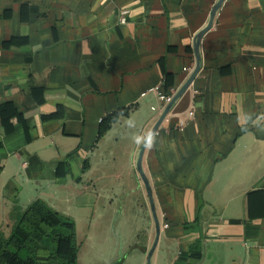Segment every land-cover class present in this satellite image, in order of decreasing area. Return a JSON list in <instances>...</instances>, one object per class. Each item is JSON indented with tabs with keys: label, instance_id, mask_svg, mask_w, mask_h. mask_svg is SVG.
Returning <instances> with one entry per match:
<instances>
[{
	"label": "crops",
	"instance_id": "obj_1",
	"mask_svg": "<svg viewBox=\"0 0 264 264\" xmlns=\"http://www.w3.org/2000/svg\"><path fill=\"white\" fill-rule=\"evenodd\" d=\"M218 1L0 0L3 234L40 200L75 222L82 247L108 242L139 181L135 138L162 116L156 97L141 96L184 87ZM200 49L199 75L143 160L156 251L168 250L167 264H264V131L251 123L264 113V0H226ZM155 231L152 220L146 255Z\"/></svg>",
	"mask_w": 264,
	"mask_h": 264
},
{
	"label": "trees",
	"instance_id": "obj_2",
	"mask_svg": "<svg viewBox=\"0 0 264 264\" xmlns=\"http://www.w3.org/2000/svg\"><path fill=\"white\" fill-rule=\"evenodd\" d=\"M14 44L17 42L9 43ZM163 89L166 95L170 94L167 86ZM10 109L14 107L6 104L1 111L4 114ZM126 114L127 110L122 109L106 117L100 126L99 139ZM57 118L59 114L45 120ZM79 251L75 222L40 200L20 213L10 237L0 230V264H79Z\"/></svg>",
	"mask_w": 264,
	"mask_h": 264
},
{
	"label": "rangeland",
	"instance_id": "obj_3",
	"mask_svg": "<svg viewBox=\"0 0 264 264\" xmlns=\"http://www.w3.org/2000/svg\"><path fill=\"white\" fill-rule=\"evenodd\" d=\"M136 171L139 174L137 167ZM130 195L118 202L121 209L118 226L117 229L111 228L106 244H104L106 239L98 236L92 237L82 247L81 241L77 239L80 247L79 264H149L148 255L153 246L147 255L144 249L154 217L150 200L146 198L148 192L140 174L139 181L134 179L132 183ZM4 235L10 237L7 232ZM169 256L168 250L159 248L155 251L150 264H167Z\"/></svg>",
	"mask_w": 264,
	"mask_h": 264
},
{
	"label": "water",
	"instance_id": "obj_4",
	"mask_svg": "<svg viewBox=\"0 0 264 264\" xmlns=\"http://www.w3.org/2000/svg\"><path fill=\"white\" fill-rule=\"evenodd\" d=\"M226 2V0H219L218 3L215 5L212 14H211V18H210V22L208 24V26L197 35L196 39H195V46H194V50H195V55H196V59H197V64H196V68L194 70V72L192 73L191 77L189 78V80L187 81V83L184 85V87L173 97V99L171 100V102L169 103V105L167 106V108L165 109V111L163 112L160 120L158 121V123L156 124V126L154 127V129L152 130V134H155L158 132V130L160 129V127L162 126L163 122L165 121V119L169 116V114L172 112V109L174 108V106L176 105V103L183 98V96L187 93V91L191 88L192 84L195 82L197 76L199 75L200 71H201V66H202V58H201V43L202 40L204 38V36L211 31V29L214 26V22L215 19L219 13V11L222 9L224 3ZM147 148L146 147H142L140 154H139V158H138V163H137V169L138 172L142 178V181L147 189L148 192V196H149V200H150V204H151V209L153 212V217L155 220V224H156V233H157V237L155 240V243L148 255V261L149 264L151 263L152 257L157 249L158 243H159V239L161 236V224H160V220L159 217L157 215V210H156V205H155V201L153 198V192H152V188H151V184L149 182V179L147 177V175L144 172L143 169V160H144V156L146 153Z\"/></svg>",
	"mask_w": 264,
	"mask_h": 264
},
{
	"label": "built area",
	"instance_id": "obj_5",
	"mask_svg": "<svg viewBox=\"0 0 264 264\" xmlns=\"http://www.w3.org/2000/svg\"><path fill=\"white\" fill-rule=\"evenodd\" d=\"M127 16H128V12L124 11L121 15V24L125 25L127 23ZM185 72H189L188 69H185ZM164 85H159L151 90H149L148 92L142 94V98H146L148 95H153L154 97H156L160 103L162 104V107L160 109L161 114H163V112L165 111V109L167 108V106L169 105V103L171 102V100L173 99V95L168 94L166 95L164 93ZM156 108H153V111H156ZM190 118L193 119L194 118V113L191 112L190 113ZM166 228H168V226H166Z\"/></svg>",
	"mask_w": 264,
	"mask_h": 264
},
{
	"label": "clouds",
	"instance_id": "obj_6",
	"mask_svg": "<svg viewBox=\"0 0 264 264\" xmlns=\"http://www.w3.org/2000/svg\"><path fill=\"white\" fill-rule=\"evenodd\" d=\"M260 121H264V113H261L259 115H257L256 120L255 121H251V123L260 131H264V123H260ZM131 123V122H130ZM155 141V136L152 133H149V135L147 136V138L144 137H136L135 138V142L137 144H140L146 148H151L154 144Z\"/></svg>",
	"mask_w": 264,
	"mask_h": 264
}]
</instances>
